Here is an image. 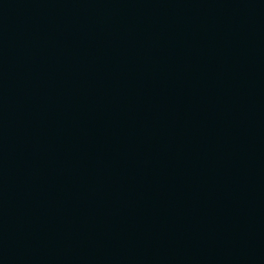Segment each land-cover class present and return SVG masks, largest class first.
Listing matches in <instances>:
<instances>
[{
    "label": "water",
    "instance_id": "water-1",
    "mask_svg": "<svg viewBox=\"0 0 264 264\" xmlns=\"http://www.w3.org/2000/svg\"><path fill=\"white\" fill-rule=\"evenodd\" d=\"M0 264H264V0H0Z\"/></svg>",
    "mask_w": 264,
    "mask_h": 264
}]
</instances>
